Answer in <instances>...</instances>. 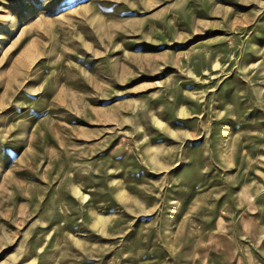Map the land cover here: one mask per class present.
I'll list each match as a JSON object with an SVG mask.
<instances>
[{
    "label": "rangeland",
    "instance_id": "obj_1",
    "mask_svg": "<svg viewBox=\"0 0 264 264\" xmlns=\"http://www.w3.org/2000/svg\"><path fill=\"white\" fill-rule=\"evenodd\" d=\"M0 264H264V0H0Z\"/></svg>",
    "mask_w": 264,
    "mask_h": 264
}]
</instances>
